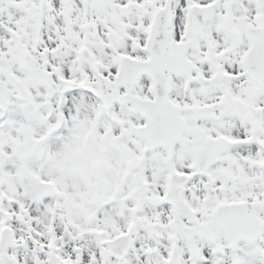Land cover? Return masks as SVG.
I'll return each mask as SVG.
<instances>
[{"label":"snow or ice","instance_id":"obj_1","mask_svg":"<svg viewBox=\"0 0 264 264\" xmlns=\"http://www.w3.org/2000/svg\"><path fill=\"white\" fill-rule=\"evenodd\" d=\"M0 264H264V0H0Z\"/></svg>","mask_w":264,"mask_h":264}]
</instances>
